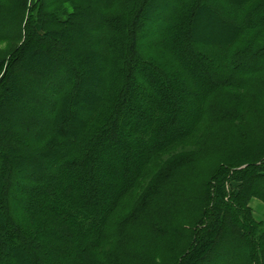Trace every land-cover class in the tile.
<instances>
[{
	"label": "trees",
	"instance_id": "obj_1",
	"mask_svg": "<svg viewBox=\"0 0 264 264\" xmlns=\"http://www.w3.org/2000/svg\"><path fill=\"white\" fill-rule=\"evenodd\" d=\"M263 99L264 0H0V264H264Z\"/></svg>",
	"mask_w": 264,
	"mask_h": 264
},
{
	"label": "rangeland",
	"instance_id": "obj_2",
	"mask_svg": "<svg viewBox=\"0 0 264 264\" xmlns=\"http://www.w3.org/2000/svg\"><path fill=\"white\" fill-rule=\"evenodd\" d=\"M35 2H36V0H29V5H32ZM213 16L215 17L217 22L222 25L221 20L214 13H213ZM42 55H43L42 57H47L49 60H52L53 58H55V56H53V55L52 56L51 55L47 56L46 54H43V53H42ZM256 60H250L247 63V65L256 64L257 63ZM55 61H58V58L55 59ZM31 64H32L31 61H27V62L23 63V67L28 69V67H30L29 65H31ZM60 74L58 72V77L60 76ZM26 82H27L26 83L27 85L25 83L20 82V84H19L20 85V89L23 90V92H25V94H31L32 95V92H31V85L32 84L30 82H28V81H26ZM262 101H264V99ZM19 108H20L19 103H15L14 104V108H13V113H17ZM250 121L253 122V115L250 117ZM250 123L248 121L246 123L247 124L246 126H248ZM221 135L222 136H220L218 134H214V135H207L206 136L207 141H208L207 149H206V152H204L196 160V163L194 164V167H195L196 170H199V169L201 170L202 168H204L207 165H211V166L217 165L219 159H223V158L228 157L229 155L233 154L234 150L231 149V146L228 144V142L225 141L227 144L224 143V139H226L225 136L227 135V132L225 134H221ZM185 149H188V148H178L177 152H180V151L185 150ZM16 180L17 179L14 178V181H16ZM249 206L252 209V215H253L254 219L257 220V221H263L264 222V202H262L261 200H259L257 198H252L250 200V202H249ZM138 239H139L138 243H140V238H138ZM230 246H231L230 243L227 242L226 245H223V248H224V250H229ZM216 248L219 249V246L216 247ZM166 256H167L166 254H162V255L159 254L154 259L158 260L159 262L160 261L162 262ZM159 258L161 260H159ZM232 260L233 259H229V262H232ZM60 264H66V263H65V261H61Z\"/></svg>",
	"mask_w": 264,
	"mask_h": 264
}]
</instances>
